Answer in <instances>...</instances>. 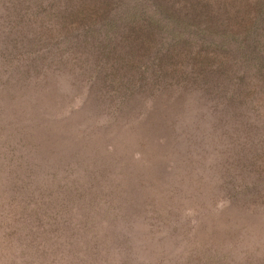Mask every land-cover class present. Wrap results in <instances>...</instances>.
I'll list each match as a JSON object with an SVG mask.
<instances>
[{
	"label": "rangeland",
	"instance_id": "374dc122",
	"mask_svg": "<svg viewBox=\"0 0 264 264\" xmlns=\"http://www.w3.org/2000/svg\"><path fill=\"white\" fill-rule=\"evenodd\" d=\"M20 62L0 95L21 136L0 139V264H264L262 83L246 110L189 92L123 118L93 89L34 93Z\"/></svg>",
	"mask_w": 264,
	"mask_h": 264
},
{
	"label": "trees",
	"instance_id": "16d2710c",
	"mask_svg": "<svg viewBox=\"0 0 264 264\" xmlns=\"http://www.w3.org/2000/svg\"><path fill=\"white\" fill-rule=\"evenodd\" d=\"M22 55L34 93L44 80L48 96L93 89L96 112L124 118L189 92L246 110L248 82L264 85V0H0V95ZM1 138L21 141L16 126Z\"/></svg>",
	"mask_w": 264,
	"mask_h": 264
}]
</instances>
